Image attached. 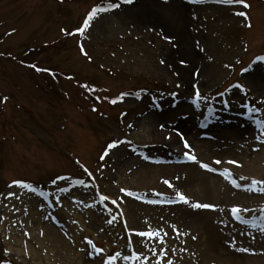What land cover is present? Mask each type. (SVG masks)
Masks as SVG:
<instances>
[{
	"label": "rangeland",
	"instance_id": "rangeland-1",
	"mask_svg": "<svg viewBox=\"0 0 264 264\" xmlns=\"http://www.w3.org/2000/svg\"><path fill=\"white\" fill-rule=\"evenodd\" d=\"M108 1L0 0V264H264V0Z\"/></svg>",
	"mask_w": 264,
	"mask_h": 264
},
{
	"label": "bare ground",
	"instance_id": "bare-ground-1",
	"mask_svg": "<svg viewBox=\"0 0 264 264\" xmlns=\"http://www.w3.org/2000/svg\"><path fill=\"white\" fill-rule=\"evenodd\" d=\"M161 117L162 116L159 115L158 117H156V119L161 118ZM180 125L182 126V123H180ZM184 128L188 129L189 127H187L185 124ZM190 137L192 139L195 138V136L191 135V134H190ZM173 142H174V139H173L172 143ZM171 154L172 153H170L167 156H170ZM259 163L260 162L257 161L256 158H253V159H250L246 165L248 166V168L250 170H255V169H257ZM143 167H144V170L142 171V173L144 174L143 176L145 177L146 176L145 173H148L150 170H152V166L149 164H143ZM161 169L162 170H160V171H163V170L171 171V170H173L174 172H178L179 173L178 174L179 179H182L183 181L185 180L188 184L189 183L193 184L194 182H196V183L202 185L204 195H208V194L214 195L216 193L217 189L219 188V186H221V182H222V181L220 182V180H219L220 178H215V176L208 174V173H202L201 170H199V169L197 170L196 166H194L193 164H187L185 162L182 165H173V166H170L169 168L168 167H165V168L161 167ZM141 203H143V202H141ZM141 203H137V202H132V204L130 203L131 204V210L134 211L135 215H136L135 208L138 206L137 208L139 209L140 208L139 206L143 205ZM162 206H166V205H164V204L158 205L159 208H161ZM178 206L183 209V210H181V214H184L185 217H195L198 219L200 214L203 215L205 213H211V212H206V211L201 212V211H198V209H196V208H193L191 210L185 209V207L183 205H178ZM167 207H168V205H167ZM167 207H163V208H167ZM156 208H157L156 206H154V207H150V206H146V205L142 206V209H144V211H147V213H149V214L151 213L150 212L151 209H156ZM237 227H239V226H237ZM48 228H49V226L44 228L47 234H48V230L50 229V228L49 229ZM239 228H241V227H239ZM224 230L227 231L226 226H224ZM39 231H40L39 226H35L34 228L30 229V232L36 233L38 237H39V233H38ZM218 236H220V235H218L217 233L212 234L211 238H210L211 243H214L217 240V238L219 240ZM141 239H143V238H141ZM17 240H18V238H17ZM18 242H21V241L18 240ZM78 257H79V254H78ZM241 257H244V255H241ZM245 257H247V256L245 255Z\"/></svg>",
	"mask_w": 264,
	"mask_h": 264
},
{
	"label": "snow or ice",
	"instance_id": "snow-or-ice-1",
	"mask_svg": "<svg viewBox=\"0 0 264 264\" xmlns=\"http://www.w3.org/2000/svg\"><path fill=\"white\" fill-rule=\"evenodd\" d=\"M123 2H124V3H132L133 0H123ZM221 2L224 3V4H228V5H233V4H244L245 7H250V5L246 4L245 0H221ZM116 7H119V5H118V4H113V3H110V4L108 5V7H94V8L88 13L87 18L84 20L83 27L80 28V29H77L76 31L83 33L84 29L87 28V27H89L90 22H91V21H92V20H93V19H94L99 13H103V12L109 11L110 9H112V8H116ZM237 14H238V15H241V16L246 15V13H244V12H240V13H237ZM249 26H250V25H249ZM70 34H71V33H69V35H70ZM165 39H167V40H169V41L171 42L172 40H174V37H165ZM173 46L175 47L176 45H173ZM81 51L84 52L83 46H81ZM84 54L87 55L86 52H84ZM89 59H90V57H89ZM258 59H264V57H259ZM161 63H164V61L161 60ZM180 63H181V64H186L187 62H186L185 60H181ZM33 67H35V66H33ZM236 87H240V85H236ZM172 95L175 96L176 94L173 93ZM220 95H223V93H221ZM195 96H196V99H197V100L201 99V97H200V93H199L198 90L196 91ZM6 100H7V97H4V98H3V101L6 102ZM113 102H115V101H113ZM93 110H95V108H94ZM255 110H256V109H251V111H255ZM161 127L163 128L164 126L161 125ZM174 131H176V132H177V135L180 136V139L183 141L184 147H185V148H190V144H189V142L187 141V139L184 137L183 133H181L178 129H174ZM119 143H120V141H113L112 143H110V144L108 145V149H113V148H115ZM105 155H107V150H105L104 155L101 156V159H102V160L104 159V156H105ZM185 156H186L189 160H192V161H196V160H197V157H196L194 154H189V153L186 152V153H185ZM215 163H216V164H219V163H221V161L216 160ZM231 163H235V162L232 161ZM200 166H201L202 168L208 169V170H210V171H214V170H215V169L210 168L209 164H206V163H202V162H201ZM225 174H227V171L225 172ZM58 179H64V178H63V177H58ZM241 179H243V178H241ZM163 182H164L165 184H167L169 187H172V184H171L168 180H164ZM13 183H19V182H18V181H13ZM53 183H55V180L53 181ZM76 183H80V184H82L83 181H76ZM233 183H235V182L233 181ZM252 183H253V184H258V183H264V181H256V180H253ZM236 186L239 187L240 185H236ZM261 190H264V189H261ZM62 191H66V189H62ZM121 191H127V190H126V189H121ZM128 194H129V195H132L131 192H129ZM176 195L179 197V199H180L181 201H183L184 203H188V198H187L184 194H182L181 192H179L178 190H177V192H176ZM102 199H107V197H102ZM113 203H116V201L114 200ZM193 206H194V207H203V208L215 207V205H211V204H201V203H196V204H194ZM242 210H243V211H248V209H246V208H245V209H241L239 206H233V208L231 209L232 213H234V214H239V212L242 211ZM109 223H111V221H109ZM141 235H149V236H150V235H152V233H150V232H149V233H141ZM90 243H91V242H90ZM96 250H97L98 252H99V251H103L102 249H96ZM243 251H248V249H243ZM117 255H119V254H117ZM125 258H127V257H125ZM112 259H114V258H111V257L109 258V264H111V260H112ZM169 264H171V262H169Z\"/></svg>",
	"mask_w": 264,
	"mask_h": 264
}]
</instances>
